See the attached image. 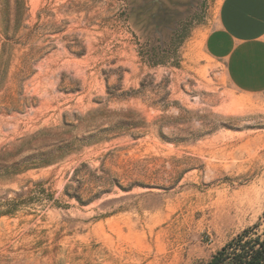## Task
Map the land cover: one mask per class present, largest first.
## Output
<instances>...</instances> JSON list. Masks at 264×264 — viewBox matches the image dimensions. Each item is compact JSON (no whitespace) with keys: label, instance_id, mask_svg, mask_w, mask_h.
Instances as JSON below:
<instances>
[{"label":"rangeland","instance_id":"obj_1","mask_svg":"<svg viewBox=\"0 0 264 264\" xmlns=\"http://www.w3.org/2000/svg\"><path fill=\"white\" fill-rule=\"evenodd\" d=\"M219 1L0 0V264H208L264 238V93L203 50Z\"/></svg>","mask_w":264,"mask_h":264},{"label":"crops","instance_id":"obj_2","mask_svg":"<svg viewBox=\"0 0 264 264\" xmlns=\"http://www.w3.org/2000/svg\"><path fill=\"white\" fill-rule=\"evenodd\" d=\"M203 39L226 80L245 94L264 93V0H220Z\"/></svg>","mask_w":264,"mask_h":264},{"label":"trees","instance_id":"obj_3","mask_svg":"<svg viewBox=\"0 0 264 264\" xmlns=\"http://www.w3.org/2000/svg\"><path fill=\"white\" fill-rule=\"evenodd\" d=\"M20 8L23 9V3ZM153 50L147 49L143 52V57L152 65H158L161 62L156 60ZM15 201H9L8 210L11 211L18 206L21 196ZM79 199V198H76ZM18 202V203H17ZM247 232H244L237 239L217 252L208 264H264V238L255 239L253 242L246 240Z\"/></svg>","mask_w":264,"mask_h":264}]
</instances>
